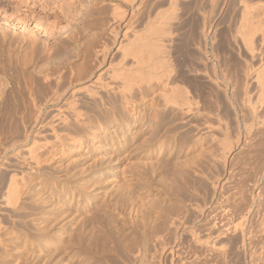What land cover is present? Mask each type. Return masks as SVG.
I'll list each match as a JSON object with an SVG mask.
<instances>
[{
  "label": "rangeland",
  "instance_id": "rangeland-1",
  "mask_svg": "<svg viewBox=\"0 0 264 264\" xmlns=\"http://www.w3.org/2000/svg\"><path fill=\"white\" fill-rule=\"evenodd\" d=\"M94 2L99 5L105 3L102 0H0V152L6 156V161L0 167V264H183V261H187L186 264H208L216 260L219 262L213 264H250L249 252L253 249L258 254L261 251L264 254V241L261 240L264 233L262 226L257 223L261 221L260 211L264 212V201L261 202L262 198L259 197L262 206L257 205L254 202L256 197L253 196L256 191L252 190L254 186L262 185L260 181L264 178V88L257 86L254 80L259 66L263 67L264 51L262 56L257 52H248L239 29L245 3L250 7L249 22L252 27L258 26L262 21L264 23L261 20L264 19V0H177L175 6L169 5L168 0H160V14L165 15L173 10L177 18L165 21L160 17L158 40L161 44V65H158L157 69L160 71H157L160 76L164 70L171 72L167 77L168 85L176 87V91L170 85L166 86V90L163 86L166 79L151 73L149 78L153 79H148L145 93L134 90V98L130 101L132 105L128 103L124 106L116 102L120 116L111 114L112 118L106 116L102 119L100 116H90L80 122L78 126L86 130L88 136L79 128L75 130L77 123L73 120L69 127L58 122L57 117L60 115H52L53 106L46 108L48 112L41 116L42 120L45 123L50 119L58 122L55 128L59 139L56 140L46 125L44 127L39 124L38 131L43 129L39 131L40 134L32 136L26 143L20 141L17 147V151L24 154L31 147L39 145L37 151L43 154L41 161L39 160L41 163L38 173L32 172L22 157H15L11 150L7 151L6 148L14 139H22L24 127L34 122L29 114L30 105L21 100L14 103L12 98L15 93L9 91L13 80L11 78L17 79L13 65L16 55L21 57L26 46L35 40L38 55L42 44L46 43L49 47L48 52L42 51L36 57L35 70L45 72L48 68L57 72L67 65L76 69L82 61L81 54L87 40L79 35L80 28L89 27L88 30L95 33L100 32V27H103L102 19L96 17ZM20 20L23 22L20 23ZM33 20L40 22L44 30H37ZM256 26L254 27L257 28ZM257 35L256 32L254 37L258 38ZM257 41L259 40L256 39V46L259 45ZM46 53H51L50 59H47ZM5 62L12 64L7 71L2 69ZM248 75H251L250 78ZM23 76H27V73ZM187 102L189 105H186ZM5 109L10 114L7 120L2 115ZM63 110L66 111L64 108ZM92 132L101 140L100 147L92 146ZM11 174L18 181V203L4 205L8 176ZM225 177H228V181L224 180ZM213 179L216 188L213 187ZM252 179L258 184L255 185ZM238 182L242 184L236 185ZM224 185L225 189L227 186L231 189L235 185L231 189L233 193L237 189L240 194L246 190L242 193L247 198L242 196L246 203L242 198H239L241 201L238 203L237 197L230 199L227 194L230 189L225 190ZM242 187H245L244 190ZM250 187L252 192L248 189ZM218 190L225 192L220 191L221 194ZM224 193L229 201L228 198L224 199ZM240 194L238 197H241ZM251 196L253 201L250 200ZM220 200L224 203L221 204ZM231 200L236 202L232 201L231 206L237 207L236 204L239 206L240 203L238 208L244 202L242 206L245 204V207L237 208L233 215L240 213L232 217L244 216L246 213L247 216L251 215L255 225L252 227H255L252 230L254 234H249L244 245L240 243L237 232H228L218 237H213V234L210 238L214 242L210 241L212 245L203 241H196L200 246L196 244L197 236L205 237L208 233L206 230L211 224L210 215L216 205L214 203L222 206L229 204ZM248 201L251 206L247 204ZM252 212H255L254 216L259 220H255ZM92 214L97 217L92 218ZM178 217L181 222L176 220V223L174 219ZM232 217L231 220L236 222L237 218L234 220ZM193 231L199 235L195 232L194 235ZM145 232H152V237ZM159 232L164 243H160V248L155 243ZM153 233L156 235H152ZM146 236L150 238L148 241ZM137 242L144 243L139 246ZM187 242L192 252L187 249ZM249 243L253 248H249ZM126 246L130 248L127 249ZM149 246L150 250H147ZM153 246L156 247L153 249ZM183 248L187 250L184 251ZM151 249L154 250L152 253ZM187 251L190 252L189 256ZM215 251L220 258L216 255L217 258L214 259ZM144 253L149 256V260H155L148 262V256ZM153 253H156L155 256ZM192 255L196 257L193 262H189ZM142 258L147 263L142 262Z\"/></svg>",
  "mask_w": 264,
  "mask_h": 264
},
{
  "label": "bare ground",
  "instance_id": "bare-ground-1",
  "mask_svg": "<svg viewBox=\"0 0 264 264\" xmlns=\"http://www.w3.org/2000/svg\"><path fill=\"white\" fill-rule=\"evenodd\" d=\"M101 1V0H100ZM103 2H105V0H102ZM162 1V0H161ZM110 2V3H109ZM73 3V1H72ZM168 3L169 5L171 6H175L176 3H177V0H168ZM244 3V1H243ZM95 6H96V10H97V15L96 17L97 18H101L102 19V25L103 27L99 30L100 32H95L93 33L94 31L90 32V29L88 30V28L86 29L85 28H80L81 30L78 32L80 33L79 35L82 37L84 36L83 38H86V43L85 45L83 46L84 49L82 50V61L78 64L77 67H75L76 69L73 68V66H66L64 67V69H61V71H58L55 72V71H52V70H48V68L46 69L45 72L43 71H37L35 70V66L37 65V59L36 57H39V55L42 54V51H46L48 52L49 51V47L47 46L46 43L42 44L41 46V51L38 55V52H37V46H36V41H31L30 44H28L26 46V48L23 50V53L21 55V57H19V55H16L15 57V61H14V69L15 71L17 72V79L15 80L14 78H11L13 79L10 83V86H9V91L10 93L14 91L15 94H13V97L15 98H12V101L15 103L16 101L18 100H21L27 104L30 105V110H29V114L30 116H32V118L34 119V122L30 125H28L27 127H24V135L22 137L21 140H19L17 138V140H13L11 143H10V146L7 149V151L11 150L12 154L15 155V157H22L23 161L26 162V164L28 166H30V170L32 171H36L39 169V160L41 161V155L43 154H40L38 153L37 151V148L38 146L36 147H31L30 149H28L26 151V153H22L21 152L19 153V151H17V147L19 146V143L21 141V143H26L28 142L32 136L34 137L35 135L37 134H40L39 131H38V127L37 125H46L47 128L53 133V135L55 136L56 140L57 138L59 137L58 134H57V131H56V125L58 122H61L64 126L66 127H69L71 125V121H75L77 123V125L75 126V130L79 128V130H83L85 132V135L88 136V132L82 128H80L79 124L80 122L84 121V119H88L90 116H100L101 119L103 117L106 118V116H111V114L113 115H116V116H120L121 113H119L120 110H118V106H116V102L119 104H123L124 106H126L128 103H130V101L133 100L134 98V90L136 89V91L138 90L139 93L143 94L144 90L146 89V83L148 81V79H150L149 77H151V73L153 74V72L155 74H158L159 72L157 70V67L158 65L160 64V58H159V53H160V46L161 44H159V35H160V17H162V19H164L165 21L168 20V19H171V20H174V18H177V14L176 12H174L173 10L166 13L165 15L163 14H160V0H109L108 2H105V3H100L101 5H99L97 2L95 3ZM60 6V5H59ZM71 6V5H70ZM94 6V7H95ZM170 6V7H171ZM72 8V7H71ZM70 8V9H71ZM175 8V7H174ZM249 6L246 5H243V12L241 15H243L242 17V21H241V27H240V31H241V35H242V39L244 40V44L246 46V48L249 50L248 52L251 51V54L253 52H257L258 54H261L263 51H264V23H259L258 26H256L257 28H255L254 26L252 27L251 23L249 22L250 19L249 17H251V15L249 16ZM65 9V8H64ZM67 10V9H65ZM175 10V9H174ZM251 10V9H250ZM92 11V10H91ZM69 12V11H68ZM61 13V12H60ZM63 14V13H62ZM71 14V13H70ZM93 14V13H92ZM251 14V13H250ZM255 16V15H254ZM253 17V16H252ZM264 18V17H263ZM260 20V19H259ZM261 20H264V19H261ZM170 21V20H168ZM253 21V20H252ZM23 20H20V23H22ZM34 27L37 29V30H41L43 31L44 28L43 26H41L40 22H37V21H34ZM259 22V21H258ZM256 23V22H255ZM89 24V23H88ZM87 24V25H88ZM92 24V23H91ZM83 27V26H81ZM61 28V27H60ZM165 28V27H164ZM166 29V28H165ZM164 30V29H161V31ZM169 30V29H168ZM167 32V30H164ZM239 31V32H240ZM165 32V33H166ZM256 32L258 33V38H256V36L254 37V34H256ZM170 34V33H169ZM163 36V35H162ZM168 36V35H166ZM169 37V36H168ZM164 38V37H163ZM259 40V45L256 46V39ZM163 41V40H162ZM256 43V44H255ZM64 46V45H63ZM259 46V47H258ZM62 47V46H61ZM66 47V46H65ZM162 47H164L162 45ZM43 48V50H42ZM53 50V49H52ZM65 50V49H64ZM163 51V50H162ZM161 51V53H162ZM257 53H254V54H257ZM264 53V52H263ZM158 55V56H157ZM46 56H47V59H50L51 58V53L48 54L46 53ZM157 56V57H156ZM260 56V55H259ZM262 56V54H261ZM261 56L259 58H261ZM164 57V56H162ZM161 57V58H162ZM164 59V58H162ZM262 59V58H261ZM259 59L260 61H263ZM10 60V59H9ZM166 61V60H165ZM163 62V60H162ZM161 62V63H162ZM166 63V62H165ZM163 64V63H162ZM11 63L8 62V64L5 62L3 65H2V69L3 71H7L8 69H10L11 67ZM161 65V64H160ZM263 67L260 68L259 66V70L256 71V73L254 74V80L257 84V86H259L261 89L264 88V63L262 64ZM4 66H6L4 68ZM165 66V65H164ZM161 67V66H159ZM163 67V66H162ZM169 67V66H168ZM17 68H19L20 70H18ZM167 68V67H166ZM163 69V68H162ZM170 70V68H169ZM160 71V70H159ZM171 71V70H170ZM168 70H164L162 72V75L160 76V74H158L160 77H164L166 79V82L163 83V80L162 83H163V86L166 88V90H168L166 87L168 85V76L171 72H168ZM24 73H27V76H23ZM39 73V74H37ZM10 76H12V73L10 74ZM156 76V75H155ZM154 76V77H155ZM249 76V75H248ZM251 76V75H250ZM249 76V78H250ZM158 77V76H157ZM168 77V78H167ZM156 78V77H155ZM10 78H8L9 80ZM153 79V77L151 78ZM150 79V80H151ZM159 79V77H158ZM248 79V78H247ZM168 80V81H167ZM226 81V80H225ZM157 82V81H156ZM160 82H161V79H160ZM244 82V81H243ZM161 83V84H162ZM22 84V85H21ZM149 84V83H148ZM151 84V83H150ZM159 84V83H158ZM160 85V84H159ZM170 85V84H169ZM168 85V86H169ZM149 85H147L148 87ZM171 87V85H170ZM169 87V88H170ZM163 88V91L164 89ZM172 88V87H171ZM174 90L176 87H173ZM172 88V90H173ZM162 89V87H161ZM177 90V89H176ZM175 90V91H176ZM135 91V92H136ZM173 92V91H172ZM145 93V92H144ZM163 93V92H161ZM17 94V95H16ZM144 96V95H143ZM172 96V95H171ZM170 96V97H171ZM162 97V95H161ZM164 97L166 98V94H164ZM167 97H168V94H167ZM172 98V97H171ZM176 98V97H175ZM85 99V100H84ZM167 99V98H166ZM165 99V100H166ZM173 99V98H172ZM183 99V98H181ZM178 100V99H177ZM186 100V99H185ZM163 101V100H162ZM167 101V100H166ZM174 101H176L174 99ZM81 102V103H80ZM135 102V101H134ZM182 102V101H181ZM192 102V101H191ZM194 102V101H193ZM61 103V105H60ZM80 103V104H79ZM87 104V105H83V104ZM133 103V102H132ZM168 103V102H167ZM175 103V102H174ZM173 103V106H175ZM178 103V102H176ZM186 103V102H185ZM183 102V104H185ZM188 103V102H187ZM82 104V105H81ZM131 104V103H130ZM118 105V104H117ZM132 105V104H131ZM172 105V104H171ZM179 105H181L179 103ZM178 105V106H179ZM186 105H189L186 104ZM50 106H53V116L54 115H60V117L58 118L57 117V121L54 120V119H50L48 120L46 123L43 122L42 120V115L46 114L48 112V110L46 108L50 107ZM121 106V105H120ZM123 106V108H124ZM195 106V105H194ZM66 109L63 110V108ZM122 107V106H121ZM177 107V106H176ZM187 107V106H186ZM190 107V106H189ZM188 107V108H189ZM168 108V106H167ZM173 108V107H172ZM176 109V108H175ZM187 109V108H186ZM6 110V109H5ZM50 110V109H49ZM187 111V110H186ZM3 114L2 115H5V119L7 120L8 118H10V114H9V110H6V111H2ZM1 112V113H2ZM51 112V111H50ZM188 114V113H187ZM47 115V114H46ZM114 116V117H116ZM112 118V116H111ZM84 124V123H83ZM82 124V125H83ZM11 126V124H9ZM79 125V126H78ZM36 126V128H34ZM44 126V127H46ZM84 127V126H83ZM68 129V128H67ZM72 129V128H70ZM250 129V128H249ZM43 130V129H42ZM41 130V131H42ZM73 130V129H72ZM40 131V132H41ZM77 131V130H76ZM80 131V132H81ZM82 131V132H83ZM73 132V131H72ZM91 136V135H90ZM97 134L94 132H92V138H90V140L93 141V145L95 148L97 147H100L101 145V140H99L97 137ZM89 138V137H88ZM59 139V138H58ZM34 141V140H33ZM245 142V141H244ZM243 143V142H242ZM241 143V144H242ZM36 145V144H35ZM46 144H44V147H45ZM244 146V145H243ZM48 147L46 146V149ZM47 150H50V148H48ZM52 150V149H51ZM264 152V151H263ZM21 154V155H20ZM45 154V152H44ZM20 155V156H19ZM226 156V153L224 154ZM224 156V157H225ZM44 157V155H43ZM6 156L5 155H2L1 152H0V167L2 166L3 162L6 161L5 160ZM223 158V156H222ZM43 159V158H42ZM45 159V158H44ZM229 160V158H228ZM223 161V160H222ZM225 161V160H224ZM18 162V161H17ZM22 162V161H21ZM24 163V162H23ZM17 164V163H16ZM224 164V163H223ZM229 164V163H228ZM22 166V165H21ZM47 166V165H46ZM230 166V165H229ZM228 166V167H229ZM43 168V167H42ZM41 170V169H40ZM46 170V169H45ZM49 170V169H48ZM229 170V169H228ZM32 171V172H33ZM68 171V170H66ZM71 171V169H70ZM17 172V171H16ZM28 172V171H27ZM35 172V173H36ZM47 172V171H46ZM234 172V171H233ZM38 173V172H37ZM36 173V174H37ZM50 173V172H48ZM70 173V172H68ZM85 173V172H84ZM41 174V172H40ZM238 175V174H237ZM250 175V174H249ZM54 176V175H53ZM63 176V175H62ZM71 176V175H70ZM85 176V175H84ZM221 176V175H220ZM227 176V175H226ZM230 176V175H229ZM258 176V175H257ZM8 183H7V186H6V190H5V203L4 205H10V204H17L18 202L16 201V182L18 181H15V175L14 174H11L8 176ZM18 177V176H16ZM23 177V176H22ZM30 177H33L32 174H30ZM37 177V176H36ZM39 177V176H38ZM61 177V176H60ZM232 177V176H231ZM241 177V176H240ZM83 178V177H81ZM86 178V177H84ZM237 178V177H236ZM246 178H247V175H246ZM255 178V177H254ZM32 180V178H29ZM87 179V178H86ZM202 179V178H201ZM218 179V178H217ZM228 181V177H225L224 180ZM245 179V177H244ZM243 179V180H244ZM17 180V179H16ZM81 180V179H80ZM226 183V181H224ZM249 180V178H248ZM253 180V179H252ZM26 181V180H25ZM218 181V180H217ZM231 181V180H230ZM247 181V180H246ZM28 182V181H26ZM25 182V184H26ZM232 182V181H231ZM242 182V180H241ZM241 182H238L236 183L237 184H242ZM245 182V180H244ZM249 182V181H248ZM252 182V181H251ZM254 184L256 185L257 181L255 182V180H253ZM252 182V183H253ZM259 182V181H258ZM24 184V182H21ZM30 183V182H29ZM34 183V182H33ZM85 183V182H84ZM93 183V182H91ZM200 183V182H199ZM219 183V182H217ZM222 183V182H221ZM220 183V184H221ZM235 183V182H234ZM246 183V182H245ZM260 183H262V185H258V186H254L253 189L252 187L248 188L249 190H255L256 193H254L255 195H253L255 199L254 202L257 203V205L259 204V206L261 207L262 203H260V198L261 199V202L264 201V198L261 197V196H264V178L262 180V182L260 181ZM54 184V183H53ZM56 184V183H55ZM215 184L216 182H214V179H213V187H215ZM228 184V182L226 183V185ZM232 184V183H231ZM244 184V183H243ZM258 184V183H257ZM192 185V184H190ZM198 185V183H197ZM230 185V183H229ZM245 185V184H244ZM243 185V186H244ZM23 186V185H22ZM28 186V184H27ZM221 186V185H220ZM233 187L235 185H232ZM249 186H252L249 185ZM190 187V186H189ZM225 187V185L223 186V188ZM232 187V188H233ZM240 187V186H239ZM247 187V185H246ZM18 188V187H17ZM32 188V187H31ZM191 188V187H190ZM216 188V187H215ZM221 188V189H223ZM227 189L225 190H228L230 188H228V186L226 187ZM231 188V189H232ZM243 188L245 187H242V190H244ZM200 189V188H199ZM223 189V190H224ZM228 190L227 191V194L229 196V198L231 199V197L233 198H236L237 197V203L238 201H244L243 198L247 199L245 196H243V192L246 191L244 190L241 194L238 192V189H237V192L238 194L241 195V197L239 196L238 197V194L237 192L233 193L232 191ZM241 189V188H239ZM18 190V189H17ZM32 190V189H31ZM251 190V192H252ZM27 191V190H26ZM192 191V190H191ZM219 192L222 191V190H218ZM235 191V190H234ZM225 192V191H222V193ZM248 192V190H247ZM251 192H248V193H251ZM221 193V192H220ZM221 193V194H222ZM246 193V192H245ZM214 194V193H212ZM218 194V193H216ZM220 194V195H221ZM236 194V196H235ZM41 195V194H40ZM182 195V194H181ZM220 195H216V196H220ZM225 195V193H224ZM223 195V196H224ZM248 195V194H247ZM246 195V196H247ZM19 196V195H18ZM38 196V195H37ZM222 196V195H221ZM222 196V197H223ZM226 196V195H225ZM228 196L224 197L225 198H228ZM243 196V198H242ZM249 196V195H248ZM3 197V195H2ZM204 197V196H203ZM209 197V196H208ZM212 197V196H211ZM215 197V196H213ZM229 198H228V201H229ZM241 200H240V199ZM249 198V197H248ZM253 197L251 196L250 200L253 201L254 199H252ZM207 199V198H206ZM211 199V198H210ZM217 197L215 198V201H216ZM239 199V200H238ZM33 200V199H32ZM183 200V199H182ZM213 200V199H212ZM234 200V199H233ZM231 200L229 202V204L227 205H222V202L221 201V204H219L218 206L217 203H214L216 204L214 207H213V210L211 211V224L207 227V234L204 235L205 237H199L197 236L195 238V243L196 241H203L205 244H210L212 245V243H214L212 240H210V238L213 236V234H215L213 237H218V236H221V235H225L227 234L228 232H237L238 235H239V239H240V243L242 245H244V241L245 239L248 238L249 234L252 232V230L255 228L252 229L253 226H255L252 222V219H251V215L247 216L246 213L244 216L240 215L238 217H232L233 213L236 211V209L240 206V203H239V206L236 204L237 207H235V205L231 206L230 203H233L235 201ZM249 200V201H250ZM192 201V200H191ZM214 201V202H215ZM219 201V200H218ZM217 201V202H218ZM233 201V202H232ZM249 201L247 202V204H249ZM39 202V201H38ZM226 202V200H225ZM235 202V203H236ZM245 202V201H244ZM243 202V203H244ZM253 202V203H254ZM29 203V202H28ZM219 203V202H218ZM224 203V202H223ZM228 203V202H226ZM225 203V204H226ZM234 203V204H235ZM242 203V205H243ZM246 203V202H245ZM252 203V202H251ZM31 204V203H30ZM69 204V203H68ZM189 204V203H188ZM195 204V203H194ZM25 205V204H24ZM36 205V204H35ZM84 205V204H83ZM203 205V204H202ZM241 205L240 208L238 209H242L245 207V204H244V207ZM250 205V204H249ZM263 205H264V202H263ZM3 206V205H2ZM39 206V205H38ZM53 206V205H52ZM179 206V205H178ZM213 206V204L211 205ZM251 206V205H250ZM253 206V205H252ZM7 207V206H6ZM9 207H13V206H9ZM16 207V206H15ZM50 207V206H49ZM22 208V207H21ZM42 208V207H41ZM176 208V207H175ZM180 208V206H179ZM188 208V207H187ZM200 208V207H199ZM248 209H250L248 206H247ZM246 208V209H247ZM254 208V207H253ZM256 208V212H257V206H255ZM254 208V209H255ZM11 209V208H10ZM13 209V208H12ZM17 209V208H16ZM54 209V208H53ZM68 209V208H66ZM95 209V208H94ZM212 209V208H211ZM253 209V210H254ZM261 209V208H260ZM18 210V209H17ZM35 210V209H34ZM39 210V209H38ZM44 210V209H43ZM78 210V209H77ZM196 210V208H195ZM264 210V208L262 209ZM8 211V210H7ZM94 211V210H93ZM171 211V210H170ZM169 211V212H170ZM180 211V210H179ZM194 211V210H193ZM250 211V210H249ZM248 211V212H249ZM15 212V211H14ZM27 212V210L25 211ZM99 212V211H98ZM168 212V213H169ZM191 212V210H190ZM261 215L260 214V218H261V221L259 223V221L257 222L258 224H260L262 226V230H263V233H264V212L263 211H260ZM94 213V212H93ZM175 213V212H174ZM185 212H183V215ZM199 213V212H198ZM201 213V212H200ZM238 213V212H237ZM236 213V214H237ZM240 213V212H239ZM238 213V214H239ZM253 213V212H252ZM251 213V214H252ZM258 213V212H257ZM256 213V215H257ZM20 215V213H18ZM24 214V213H23ZM26 214V213H25ZM86 214V213H85ZM89 214V213H88ZM97 215V213H95ZM109 214V213H107ZM162 214V213H161ZM180 214H182L180 212ZM196 214V213H195ZM209 213H207L208 215ZM234 214V215H236ZM244 214V212H243ZM255 212L252 214L254 216ZM8 215V214H7ZM96 215H93L92 214V218L93 216L95 217ZM177 215V214H176ZM190 215V214H189ZM233 215V216H234ZM99 216V215H98ZM107 216V215H106ZM118 216V215H117ZM116 216V217H117ZM157 216V215H156ZM170 216V215H169ZM181 216V215H180ZM181 216V217H182ZM200 216V215H199ZM252 216V217H253ZM28 217V216H27ZM85 217V216H84ZM88 217H90V215H88ZM97 217V216H96ZM109 217V216H107ZM111 217V216H110ZM154 217V216H153ZM152 217V218H153ZM177 217V216H175ZM186 217V216H185ZM197 217V216H196ZM208 218V216H206ZM231 217L234 218V220L237 218L236 222L232 221L231 220ZM257 217V216H256ZM256 217L254 216L255 220H256ZM112 218V217H111ZM163 218V217H162ZM174 218V216H173ZM193 218V217H192ZM258 218V217H257ZM83 219V218H82ZM84 219L87 220V218L85 217ZM83 219V221H85ZM95 219V218H94ZM103 219V218H102ZM165 219V217H164ZM170 219V218H169ZM183 219V218H181ZM89 220V219H88ZM109 220V219H108ZM176 220H180V217H178V219H174V221L176 222ZM254 220V219H253ZM256 220V221H257ZM19 221V220H18ZM82 221V220H81ZM82 221V222H83ZM93 220H91V223H92ZM114 221V220H113ZM152 221V220H151ZM160 221V220H159ZM173 221V219L171 220ZM173 221V222H174ZM184 221V220H183ZM29 222V221H28ZM87 222V221H86ZM85 222V224H86ZM108 222H111V221H108ZM156 222V221H154ZM158 222V221H157ZM181 222V220H180ZM192 222V221H191ZM199 222V221H198ZM202 222V221H201ZM233 222V223H232ZM255 222V221H254ZM14 223V222H13ZM19 223V222H18ZM24 223V222H22ZM46 223V222H45ZM105 223V222H104ZM113 223V222H112ZM120 223V222H119ZM178 223V221L176 222ZM204 223V222H203ZM208 223V222H207ZM256 223V222H255ZM6 224V223H5ZM17 224V223H15ZM29 224V223H28ZM106 224H107V221H106ZM105 224V225H106ZM110 224V223H109ZM156 224V223H155ZM180 224V223H179ZM187 224V223H185ZM196 224V223H195ZM263 224V225H262ZM22 225V224H21ZM31 225V224H30ZM112 225V224H110ZM158 225V224H157ZM167 225V224H166ZM169 225H170V221H169ZM174 225V224H173ZM174 229L175 226H173ZM175 225H178V224H175ZM183 225V224H182ZM192 225V224H191ZM207 225V224H206ZM1 226V225H0ZM11 226V225H10ZM91 226V225H90ZM107 226V225H106ZM153 226V225H152ZM161 226V225H160ZM179 226V225H178ZM197 226V225H196ZM4 227H6V225H4ZM9 227V226H8ZM44 227V226H43ZM86 227V226H85ZM95 227V226H94ZM101 227V226H99ZM141 227V226H140ZM157 227V226H156ZM163 227V225H162ZM170 227V226H169ZM257 227V225H256ZM2 228V227H0ZM24 228V227H23ZM88 228V227H87ZM93 228V227H92ZM151 228V226H150ZM150 228L148 230H150ZM153 228V227H152ZM180 228V227H179ZM198 228V227H197ZM205 228V227H204ZM106 229V228H105ZM189 229V228H188ZM201 229V228H200ZM2 230V229H0ZM10 230H11V227H10ZM72 230V229H71ZM81 230V228H80ZM110 230V229H109ZM114 230V229H112ZM156 230V229H155ZM177 230V229H176ZM174 230V231H176ZM202 230V229H201ZM261 230V229H260ZM261 230V232H262ZM88 231V230H86ZM98 230H96L97 232ZM172 231V230H171ZM181 231V229H180ZM259 231V229L257 230V232ZM70 232V231H69ZM99 232V231H98ZM100 232H101V229H100ZM104 232V231H103ZM184 232V230H183ZM196 233V231H193L192 233ZM256 232V233H257ZM78 234V232H75ZM90 233V232H89ZM88 233V234H89ZM92 233V232H91ZM94 233V232H93ZM115 233V232H114ZM147 233V232H145ZM152 233V232H151ZM151 233L149 232L148 235H150L149 237H152L151 236ZM190 233V231H189ZM194 233V235H195ZM235 233V234H237ZM253 233V232H252ZM11 234V233H9ZM39 234V233H38ZM95 234V233H94ZM93 234V235H94ZM106 234V233H105ZM116 234V233H115ZM114 234V235H115ZM145 234V235H147ZM155 233H153L152 235H154ZM179 234V233H178ZM254 234V233H253ZM262 234V233H261ZM0 235H2L0 233ZM6 235V234H5ZM75 235V234H74ZM92 235V236H93ZM100 235V234H98ZM156 235V234H155ZM196 235H199L196 233ZM251 235V234H250ZM263 235V234H262ZM42 236V235H41ZM77 236V235H76ZM87 236V234H86ZM103 236V235H102ZM105 236V235H104ZM142 236V235H141ZM193 236V235H192ZM253 236V235H252ZM98 237V236H97ZM127 237V236H126ZM147 237V236H146ZM1 238V237H0ZM4 238V237H3ZM76 238V237H75ZM89 238V237H88ZM91 238V237H90ZM93 238V237H92ZM104 238V237H103ZM118 238V236H117ZM129 238V237H128ZM127 238V239H128ZM131 238V237H130ZM133 238V237H132ZM140 238H143V237H140ZM154 238V237H153ZM190 238V237H189ZM192 238V237H191ZM194 238V237H193ZM11 239V238H10ZM87 239V238H86ZM122 239V238H121ZM119 239V240H121ZM150 239V238H149ZM148 237H147V241L149 240ZM182 239V238H181ZM214 239V238H213ZM216 239V238H215ZM252 239V238H251ZM2 240V238H1ZM78 240V239H77ZM76 240V241H77ZM90 240V239H89ZM88 240V241H89ZM95 240V239H94ZM109 240H110V237H109ZM118 240V241H119ZM144 241V238L142 239ZM249 240V239H248ZM260 240V239H259ZM264 241V238L261 239ZM260 240V241H261ZM79 241V240H78ZM87 241V243L89 244V242ZM93 241V240H92ZM98 241V240H97ZM101 241H103L101 239ZM106 241V240H105ZM212 243H211V242ZM220 241V240H219ZM238 241V240H236ZM247 241V240H246ZM245 241V242H246ZM259 241V242H260ZM80 242V241H79ZM91 242V240H90ZM129 242V240H128ZM140 242H142L140 240ZM218 242V240H217ZM251 242V241H250ZM38 243V242H37ZM67 243V242H66ZM65 243V244H66ZM100 243V242H99ZM104 243V242H103ZM120 243V242H119ZM138 243V242H137ZM144 243V242H143ZM142 243V244H143ZM147 243V242H146ZM145 243V244H146ZM155 243H156V246L158 248H160V243H163V239H162V236H160V232L158 235H156L155 237ZM262 243V242H261ZM260 243V244H261ZM264 243V242H263ZM107 244V242H106ZM127 244V243H126ZM139 246H141L142 244L141 243H138ZM137 244V246H138ZM141 244V245H140ZM149 245H152L151 243H148ZM147 244V245H148ZM154 244V243H153ZM164 244V243H163ZM174 244V243H173ZM180 244V243H178ZM182 244V243H181ZM188 244V242H187ZM196 244L199 245V243L197 242ZM251 243H249V246H250ZM9 245V244H8ZM12 245V244H11ZM68 245V244H67ZM66 245V246H67ZM74 245V244H73ZM94 245V244H93ZM111 245V244H110ZM129 245V244H128ZM133 245H135L133 243ZM132 245V246H133ZM146 245V246H147ZM172 245V244H171ZM201 245V244H200ZM199 245V246H200ZM203 245V243H202ZM216 245V244H215ZM224 245V244H223ZM248 245V244H247ZM255 245V244H253ZM70 246V245H69ZM76 246V245H75ZM120 246V245H119ZM123 246V244H122ZM125 246V245H124ZM155 246V247H156ZM181 246V245H180ZM189 246V244H188ZM187 246V247H188ZM192 246V245H191ZM248 246V247H249ZM260 246V245H259ZM262 246V245H261ZM89 247V246H88ZM153 246V249L155 248ZM163 247V246H162ZM161 247V249H162ZM175 247V246H174ZM194 247V246H193ZM192 247V248H193ZM208 247V245H207ZM215 247V246H214ZM256 247V246H255ZM254 247V248H255ZM258 247V246H257ZM263 247V246H262ZM113 248V247H112ZM127 248V246H126ZM128 248H130L128 246ZM127 248V249H128ZM134 248H136V245L134 246ZM164 248V247H163ZM166 248V247H165ZM177 248V246H176ZM219 248V247H218ZM227 248V247H226ZM249 248H253V247H249ZM92 249V248H91ZM109 249V248H108ZM107 249V250H108ZM140 249V247H139ZM146 249V248H145ZM153 249H151V253L154 251ZM160 249V250H161ZM168 249V248H167ZM182 249V248H181ZM184 249V248H183ZM187 249H191L190 246L187 248ZM186 248L184 249L187 250ZM197 249V248H196ZM202 249V248H201ZM207 249V248H206ZM230 249V248H228ZM67 250V249H66ZM71 250V249H70ZM137 251H139L138 249H135ZM134 250V251H135ZM147 250H150V246ZM157 250V249H156ZM169 250V249H168ZM198 250V249H197ZM212 250V249H211ZM214 250V249H213ZM212 250V251H213ZM226 250V249H225ZM252 250V249H251ZM10 251V250H9ZM84 251V249H83ZM112 251V250H111ZM120 251V250H118ZM133 252V250H131ZM143 252L144 249H142ZM159 251V250H158ZM170 251V250H169ZM181 251V250H180ZM191 251V250H190ZM193 251V250H192ZM191 251V252H192ZM201 251V250H200ZM207 251V250H206ZM66 252V251H64ZM94 252V251H93ZM104 252V251H103ZM156 252V251H155ZM171 252V251H170ZM169 252V253H170ZM179 252V250H178ZM189 252V251H187ZM197 252V251H195ZM205 252V251H204ZM211 252V251H210ZM209 252V253H210ZM216 252V251H215ZM219 254H221V251L218 250ZM223 252V251H222ZM258 252V251H257ZM255 249H253V251L249 252V260H250V264H264V254L263 252L261 251L260 254H258ZM67 253V252H66ZM70 253V252H69ZM96 253V252H95ZM101 253V252H99ZM136 253V252H135ZM138 253V252H137ZM149 253V252H148ZM157 253V252H156ZM156 253H153L152 255L155 256ZM163 253V252H162ZM166 253H168L166 251ZM165 253V255H166ZM186 253V252H185ZM194 253V252H193ZM203 253V252H202ZM212 253V252H211ZM210 253V254H211ZM217 253V252H216ZM214 255V259L215 256L217 255L218 256V253ZM73 254V253H72ZM89 254V253H88ZM107 254V253H106ZM109 254V253H108ZM134 254V253H133ZM140 254V252H139ZM161 253H159L158 256H160ZM164 254V253H163ZM190 252L188 253V256H189ZM209 254V255H210ZM226 254V253H225ZM74 255V254H73ZM105 255V253L103 254ZM129 255V254H128ZM145 255V253H144ZM143 255V257H144ZM172 255V254H170ZM175 255V254H174ZM178 255H180L178 253ZM207 255V254H205ZM212 255V254H211ZM83 256V255H82ZM93 256V255H91ZM139 256V255H138ZM138 256H135V257H138ZM146 256V255H145ZM148 256V255H147ZM146 256V257H147ZM184 256V255H183ZM188 256H187V260L188 259ZM191 256V255H190ZM193 257L190 259L189 262H193L194 261V258L196 257L195 255H192ZM106 257V255L104 256ZM108 257V256H107ZM157 257V256H156ZM173 257V256H172ZM186 257V256H185ZM184 257V258H185ZM208 257V256H207ZM219 258L221 256H218ZM160 259V257H158ZM183 258V257H182ZM190 258V257H189ZM218 258V259H219ZM3 259V257H2ZM137 259V258H136ZM149 256H148V262L151 261L149 260ZM153 259V257H152ZM157 259L159 262L160 260ZM199 259V258H197ZM213 259V260H214ZM89 260V259H88ZM96 260V259H95ZM102 260V259H101ZM155 260V259H154ZM152 260V261H154ZM185 260V259H184ZM203 260V259H202ZM221 260V259H220ZM99 261V260H98ZM144 261V259L142 258V262ZM146 259L144 262H146ZM151 261V262H152ZM170 261L171 258H170ZM183 261V260H182ZM205 261H208V260H205ZM210 261V259H209ZM212 261V260H211ZM217 261V260H216ZM215 261V262H216ZM80 262V261H79ZM88 262V261H87ZM187 261H183V264L185 263L186 264ZM200 262V261H198ZM204 262V261H203ZM213 262V261H212ZM213 262V263H215ZM219 262V261H217ZM216 262V263H217ZM78 263V262H77ZM82 263V262H81ZM98 263V262H97ZM104 263V262H103ZM150 263V262H149ZM148 263V264H149ZM154 263V262H153ZM181 263V261H180ZM207 263V262H206ZM211 262H208V264H213ZM84 264V263H83ZM90 264V263H89ZM92 264V263H91ZM141 264V263H140ZM144 264V263H143ZM151 264V263H150ZM156 264V263H154ZM165 264V263H164ZM170 264V263H169ZM175 264V263H174ZM178 264V263H177ZM182 264V263H181ZM190 264V263H189ZM196 264V263H195ZM204 264V263H202Z\"/></svg>",
  "mask_w": 264,
  "mask_h": 264
}]
</instances>
